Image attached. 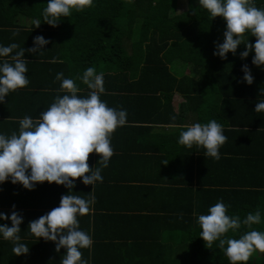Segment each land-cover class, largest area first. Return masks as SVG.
I'll return each mask as SVG.
<instances>
[{
	"label": "trees",
	"instance_id": "1",
	"mask_svg": "<svg viewBox=\"0 0 264 264\" xmlns=\"http://www.w3.org/2000/svg\"><path fill=\"white\" fill-rule=\"evenodd\" d=\"M176 1L93 0L91 7L82 12L73 10L52 27L43 20L49 0H0V46L18 44L25 49V59L29 61L25 74L29 84L10 92L9 101L5 98L0 108V134L19 133L18 118L39 119L58 95L66 94L60 91L57 73L73 79L80 89L78 96L86 98L91 90L80 78L89 67H94L97 74L103 73L105 93L100 99L111 108L127 112V124L112 134L114 155L109 162L112 166L120 160L126 175L118 180L124 181L113 185L100 182L90 213L78 217L80 229L93 240L90 249H81L87 264H111L112 255L93 250H104L102 242L116 238L122 245L112 243V253L124 250L130 256L128 264H230L218 241L208 249L200 238L198 216L209 214L210 207L220 201L227 206V215L239 216L241 222L249 213H261L260 224L249 228L241 223V228L229 230L225 239H239L251 230L264 232V166L258 169L253 161L233 152L219 160L205 157L203 147L194 145L189 149L178 143L184 128L170 134L154 132L156 126L173 123V116L178 125L215 120L222 125L227 140L232 132L245 136L253 133V129L235 128L258 126L264 132V113L255 112L256 103L264 99V69L252 63L254 51L241 59L240 53L246 50L242 44L227 59L214 55L216 44L223 43L226 22L221 17L210 18L198 0H187V9L172 15ZM254 3L264 8V0ZM18 16L30 20L25 21L28 25L17 23ZM36 21L40 22L39 28ZM138 22L139 26L135 24ZM15 30L19 34L13 36ZM38 36L50 41L42 49L43 55L28 51ZM246 40L253 45L256 42L250 34ZM53 58L62 62L49 63ZM5 59L8 58H0V64ZM174 61L190 67L187 75H173ZM244 65L254 78L251 85L244 81ZM41 88L44 91H36ZM174 95L183 99L176 108L171 105ZM18 108L23 109L22 115H12L17 116V121L10 115ZM252 111L258 120L251 117ZM116 136L126 139L121 141L127 142L125 148L114 147ZM234 150L238 151L237 147L231 151ZM99 159L98 155H90V167L94 169ZM257 160L255 163H264ZM165 161L169 162L167 166ZM111 186L123 190L122 201L102 212L101 205L97 207L96 192L103 193L104 187ZM75 188L72 194L89 198L90 185ZM67 194L66 187L47 182L37 184L32 191L10 182L0 184V213L10 217L16 211L22 216L19 235L21 243L30 249L29 254L16 256L14 244L0 234V264H61L66 249L57 253L55 243L38 240L29 232V224L59 207L61 197ZM122 202L125 209L119 208ZM3 224L12 226L10 219H0ZM147 233L149 236L143 237ZM250 262L251 259L247 264Z\"/></svg>",
	"mask_w": 264,
	"mask_h": 264
},
{
	"label": "clouds",
	"instance_id": "2",
	"mask_svg": "<svg viewBox=\"0 0 264 264\" xmlns=\"http://www.w3.org/2000/svg\"><path fill=\"white\" fill-rule=\"evenodd\" d=\"M92 3L93 0H49L43 11L44 23L57 27L62 17H69L73 10L82 12ZM198 4L207 10L213 20L221 17L226 22L223 43L216 44L214 55L227 59L229 53L235 55L238 47L244 44L246 50L240 53L241 59H247L254 51L252 63L264 69V8H258L254 0H198ZM35 24L36 28L41 26L39 21ZM18 34L19 30L13 32V36ZM248 34L255 37L254 45L246 40ZM48 43L50 41L43 36H38L34 40L35 46L28 51L43 55L42 49ZM0 58H8L0 64V103H3L10 92L29 84L25 75L29 61L25 59V49L16 43L0 46ZM57 62L62 61L55 58L49 61ZM242 70L244 81L248 85L253 84L249 67L244 65ZM55 79L61 82L60 91L66 94L58 95L39 119L25 116L20 120L19 133L13 131L10 136L0 134V184L10 179L12 184L22 185L29 191L45 182L69 189V194L61 197L59 207L30 222L29 232L38 240L43 238L55 243L57 253L62 248L66 249L61 264H87L82 259L81 249H90L93 240L80 229L78 217L90 213L95 203V187L88 199L72 194V190L76 187V180L82 179L86 186L103 182L102 168L109 166L114 155L112 134L127 124V112L111 108L100 99L105 93L104 77L103 73L97 74L94 67L87 68L80 78L91 90L86 98L78 96L80 89L73 79L64 78L62 72L57 73ZM255 112L264 113V99L256 103ZM170 119L173 123L167 127L185 129L179 136L180 145L189 149L194 145L203 147L205 157L220 159V148L227 141L222 125L215 120L206 124L178 125L174 116ZM93 153L100 157L94 169L89 165V157ZM168 163L165 161L164 165ZM0 219L11 220V227L0 225V234L14 244V255L29 254L30 249L21 243L19 235L22 216L13 211L10 217L0 213ZM198 223L202 229L200 238L205 241L206 247L211 249L218 241V247L224 251L230 264H247L254 252L264 253V232L251 230L239 239L224 238L229 230L240 229L241 223L249 228L260 224L259 211L249 213L241 222L239 216L227 215V206L220 201L210 207L209 214L199 215Z\"/></svg>",
	"mask_w": 264,
	"mask_h": 264
},
{
	"label": "crops",
	"instance_id": "3",
	"mask_svg": "<svg viewBox=\"0 0 264 264\" xmlns=\"http://www.w3.org/2000/svg\"><path fill=\"white\" fill-rule=\"evenodd\" d=\"M0 62H1V60H0ZM42 89L43 88H41L40 91H44V89L43 90ZM54 97H56V95ZM8 101H9V98L6 97V102H8ZM164 102L168 103L169 100L164 99ZM182 103H183V99L179 95L173 96L172 101H171L172 106H174L176 108L178 105H180ZM2 104L3 103H0V108H3ZM6 105H8V104L6 103ZM7 110H9V109H7ZM22 110L23 109L18 108V110L15 111L14 114L10 115L12 117L11 119L17 120V116H12V115H15L16 113L22 115ZM253 114H254V112L252 113L251 117L254 118L255 120H258L259 116H255V115L253 116ZM22 117L23 116L18 118V120L19 119L22 120L24 118V117L23 118ZM33 120H35V119H33ZM178 128L180 129V127H178ZM176 129L177 128H169L167 126H156L154 132H156L157 134L162 133V132L170 134V133H174L176 131ZM235 129H253V133H250L249 136H245L244 134H241V132L230 133L228 136L227 143H225L224 147L220 148V157L225 156L226 158H228L229 152H233V153L239 155V157L243 156L244 158L248 159L250 161V163H251V161H253V164H255L257 166V168L260 169L261 166H264V163L263 162L261 164L255 163V161L258 158L264 159V132H263V129L261 127H258V126H252L249 128H235ZM255 129H258V130H255ZM123 133H126V132L123 131ZM125 140L126 139H124V138H123V140L119 139V137L116 136V138H114V147L115 148L117 147V149H120L121 147L125 148V144L127 142L121 143V141H125ZM111 142H112V138H111ZM112 143H111V146H112ZM170 143L175 144V141L171 140ZM170 143H168V144H170ZM234 144H235V146H234ZM236 147H237L239 152L237 150L231 151L232 148H236ZM126 149H127V147H126ZM158 152L161 153L160 151H158ZM121 154L122 153H119V155H121ZM91 155L94 158L97 156L95 153H93ZM113 161H114V159L111 161V163ZM257 161H264V160H257ZM110 165L107 168H102L101 175L103 177V181H105L102 185H106V184L108 185L109 183L112 184V183H115L116 181H124V180H118L119 178H122V177H124V175H126L124 170L120 166V160H118L117 163L113 162L112 166H110ZM120 169H122V173L120 172ZM251 175L254 177L256 176L255 174H251ZM7 182L11 183V180L9 179V181H7ZM75 184L76 185L81 184V189L86 186L83 184L82 179L76 180ZM99 184H100V182L98 181V182H96L95 186L90 185L91 193L93 191V188L95 187V189H96L99 186ZM5 186H6V188H9L11 190H13L15 188L18 189V187H14L13 185H5ZM111 187L112 188L104 187L103 193H101L100 190H98L96 192L97 207H98V205H101L102 212H105L107 210L106 209L107 207H114L115 208V206L113 204L114 203L119 204L122 201L123 197L121 196V192L123 190L115 188V186H111ZM75 191H76V188H75ZM76 192L78 193V191H76ZM93 195H94V193H93ZM263 206H264V201H263ZM119 208L125 209V202H122L120 204ZM109 215H112V214H109ZM106 234H107V231L103 235H106ZM149 234L150 233L143 234V237L149 236ZM142 240L143 239L140 238V241H142ZM149 240H153V239H149ZM160 240H161V238H159L156 241L159 242ZM156 241H151V242H156ZM102 243L105 245L104 250H101L100 247H96L93 250V253H98L101 251L102 255H109V254L112 255L114 257V259L112 260L111 264H128L131 261L130 256L127 255L124 250L119 249V251L118 250L114 251V254H116V255H114L112 253L113 247L110 246V245H112V243H114V245H116V247L122 245L121 244L122 242L120 241L119 238H116V240L112 239L111 241L104 240ZM126 243L129 244V242H126ZM258 252L259 251L253 253L252 256L250 257V259H251L250 263L251 264H264V257L262 256V253H261V257H258V254H260V252L259 253ZM260 258H262V259H260Z\"/></svg>",
	"mask_w": 264,
	"mask_h": 264
},
{
	"label": "rangeland",
	"instance_id": "4",
	"mask_svg": "<svg viewBox=\"0 0 264 264\" xmlns=\"http://www.w3.org/2000/svg\"><path fill=\"white\" fill-rule=\"evenodd\" d=\"M188 5H189V2L187 0L186 1H184V0H177L175 2V4L173 5L172 15H177V14H180V13L184 12L187 9ZM17 19H18V22L17 23H19L21 25L22 24L23 25L24 24H27L28 25V22H25V21L28 20L27 18H23L21 16H18ZM28 21H30V20H28ZM139 23L140 22L135 23V24L139 26ZM136 28H137V26H136ZM136 28H135V30H136ZM174 64H175V66H173L171 68V72L173 73V75H175L177 77H183V76L187 75V72L190 70V67L189 66L184 65V64H181V63H178L177 61H174ZM258 257H261V253L258 254ZM260 259H262V258H260Z\"/></svg>",
	"mask_w": 264,
	"mask_h": 264
}]
</instances>
